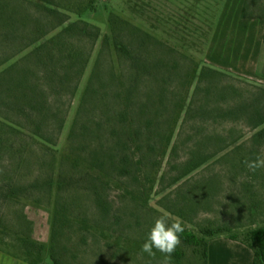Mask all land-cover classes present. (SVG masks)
<instances>
[{"label":"rangeland","instance_id":"obj_1","mask_svg":"<svg viewBox=\"0 0 264 264\" xmlns=\"http://www.w3.org/2000/svg\"><path fill=\"white\" fill-rule=\"evenodd\" d=\"M12 1L21 4L20 6L25 5V7H22L23 10L17 8L13 19L17 21L16 26H9L6 30L3 26L0 28V69L9 64L8 62L22 57L48 36L45 35L38 42L26 47L36 34L44 30L39 23L40 31L36 33L34 29V32L29 19H31V14L41 9L46 2L40 0ZM243 3L244 0H98L92 10L82 15L70 12V20L78 17L88 20L100 28V35L97 40L89 44V60L79 77L71 73L70 79L62 80L57 76L52 80L41 73L39 78L37 73L39 69H36L34 63L30 64L32 70L29 85H43L44 89L38 91L41 99L45 101V105H47V100L49 103L58 104V107L63 110L58 116H63L66 112L65 123L63 129L55 133L53 141L48 142L43 135H37L32 130L18 125L20 120H24L23 117L34 116L31 109L22 111L17 109L10 112V115L14 117V123L7 118L6 121L17 129L19 128L18 130L21 129L24 134L22 136L15 134V137H12L11 141L15 149L10 155L5 153L0 159V203L3 199V192L9 190L11 181L12 184L29 185L37 192V188L30 183L33 182L38 172L31 175L28 170L30 166L25 167L21 175L14 177V167L20 164L23 156H29L32 162H36L39 157L45 162L42 170L47 173L53 169L57 176L60 156L67 151L69 143L73 145L77 153L86 152L90 144L91 147L95 146L94 148L102 145L105 151H109L114 156L118 155L121 146L118 145V133L115 132L114 126L121 128L133 124L130 117H121L118 114L120 108L128 105L135 108L136 118L142 125L141 140H138L137 144L131 143L126 148L127 153L133 157L129 164L131 172L121 177L122 185L126 188L124 190L126 195H122V190L113 183L104 188V194L112 202L111 211L123 214L119 206L121 202H124L123 208L128 212L124 214V217L129 218L130 209L134 207L136 200L134 197L139 193L143 197L149 196L150 205L148 208H142L143 214L147 216L150 211L157 214L156 209L152 208L162 210L165 207H171L177 210V205L181 201L187 206L184 215L189 227L198 230L212 222L225 226L228 235H234L248 242L249 231L264 224V168H259L254 172L250 171L245 161L264 155V134L252 137L254 130L235 117L213 119L208 117L209 113L202 114V111L201 114H196L191 111L185 121H183L185 115L182 113L174 138L165 152L160 142L163 138L159 135L167 129L166 121L174 117L180 101H184L185 108L190 103L197 80L196 78L191 84L189 78L185 76L186 68L193 66L191 61L207 62L220 69L230 70L236 75L226 77L223 81L237 84L240 88H247L249 83L246 80L264 85V18L242 17ZM178 8H181L182 15H177ZM110 11L131 19L163 40L165 47L153 49L166 63L149 67L140 77L137 76L135 81L127 79L126 60L118 56L111 37V27L108 21ZM254 11L259 13L262 9L255 7ZM106 37H109L107 42L104 41ZM96 63L101 76L95 80L102 84L103 88L100 89L96 83L98 91L91 90L87 94L83 105L82 121L78 124L74 136L70 138L73 118ZM112 67L122 69V78H117L114 82L109 77ZM112 85L116 89L111 88ZM129 87L130 91L127 92ZM125 90L126 100H117L114 95L115 91L120 93ZM0 103H2L1 100ZM3 107L1 105L0 110ZM97 118H101L103 126L95 124L98 121ZM1 120H4L2 115H0V122ZM203 120L204 123L201 124ZM84 121H88L87 127L83 125ZM197 124H201L202 129L197 128ZM0 129L4 131L6 127H2L0 123ZM38 130L45 136H49L44 127ZM231 131L235 136L244 134L237 142L241 143L238 149L240 153L235 151L226 157H222L223 153H220L198 169L186 173V161L195 145L191 134L195 136L196 133L213 134L215 132L222 137ZM177 133L180 136L173 150L172 145ZM120 135L124 137L122 130ZM28 141L32 142V148L24 145ZM23 145L25 146L24 153L18 150ZM41 163L32 164L31 168L39 171ZM179 176L180 179L177 181L176 178ZM81 178L77 175L73 179L74 182L80 183L79 185L77 183V186L80 190L81 209L87 213L89 211L87 205L90 201L88 196H82L85 200L81 197L83 194L81 186L85 183V180ZM72 184L70 183V186ZM69 190L66 192L69 193ZM53 199V186L46 185L43 188L42 201L39 205L27 203L24 206L26 215L33 221V236L44 242L48 246L47 249L50 245ZM20 207L19 203L10 205L8 213L11 209L19 212ZM104 221L101 219L100 224ZM122 225L120 222L112 226L118 228ZM92 230L91 226H89V231L81 228L74 237L78 241L83 235L86 239L89 238L91 246L88 254L83 256L88 263L99 264L100 260L109 259L122 261L123 264H139L138 259L123 254L117 255V248H111L106 244L107 237H104L99 230L94 233ZM134 236L132 234V237ZM14 258L0 251V264H29L15 258L22 261L19 262ZM45 262L52 264L49 254Z\"/></svg>","mask_w":264,"mask_h":264},{"label":"trees","instance_id":"obj_2","mask_svg":"<svg viewBox=\"0 0 264 264\" xmlns=\"http://www.w3.org/2000/svg\"><path fill=\"white\" fill-rule=\"evenodd\" d=\"M40 1H45L46 3L41 6V9L35 10L31 14L29 22L32 23L31 26L34 32L35 30L36 33L40 31L39 23L44 30L42 33L36 34L27 43L26 47L38 42L45 35H48L47 38L33 46L22 57L13 62H8L9 64L0 69V100L2 102L0 106H4L0 110V115H2L4 120H1L0 123L2 127H6L4 131L0 129V159L3 158L5 153L10 155L15 149L11 141L12 137H15V134H20L21 136L24 134L21 129L18 130L19 128L17 129L6 121L7 118L14 123V117L10 115V112L17 109L19 111L31 109L34 112V116L23 117L24 120H20L18 125L32 130L37 135H43L48 142L53 141V136L63 129L65 123L66 112H64L63 116H58L63 111L58 107V104L49 103L47 100V105H45V101L41 99L38 91L44 89L43 85H29L31 80L30 72L32 70L30 64L34 63L36 69H39L37 72L39 78L41 73L49 76L52 80L57 76L61 77L62 80L70 79L71 73L79 77L84 72L89 60V44L97 40L100 35L98 26L81 17L70 20L69 15L70 12L82 15L92 10L98 0ZM20 5L12 0H0V28L3 26L6 30L9 26H16L17 21L13 19L17 13V8L23 10L22 7H25V5ZM255 7L261 8L262 12L256 13L254 11ZM176 11L178 16L182 15L181 8ZM241 16L245 18H264V0H244ZM108 21L117 54L121 59L126 60L127 63V79L135 81V78L137 76L140 77L144 73L143 71L149 67L166 63L153 49L165 47L163 40L115 11H110ZM108 39L109 37H106L104 41L107 42ZM191 62H193V66L186 68L185 76L189 78L191 84L197 78L193 94L187 108H185L184 101H180L181 103L177 111H175L174 117H170L166 121L167 129L163 133H159L163 138L160 142L164 152L174 138L182 113L185 115L183 120L185 121L191 111L196 114H201L202 111V114L209 113L208 117L213 119L235 117L241 119L244 125L246 124L254 130L252 137L264 134L263 84L246 80L249 83L247 88H240L237 84L223 81L226 77L236 75L230 70L220 69L207 62ZM98 69L99 67L96 63L73 118L69 133L70 138L74 136L78 124L82 121L83 105L86 102L87 94L91 90L98 91L95 80L98 76H101V71ZM109 77L113 82L117 78L121 79L122 69L112 67L111 76L109 75ZM97 85L100 86V89L103 88L102 84L97 83ZM72 88L75 89L73 86ZM111 88H114V86L112 85ZM129 91L130 87L127 92ZM114 95L117 100L122 99L125 101L127 98L126 90L120 93L115 91ZM118 114L121 117H130L133 124L122 126L121 128L114 126L116 129H113L118 133V145L121 146V151L116 156L110 154L109 151H105V147L102 145L94 148L95 146L91 147L90 144L87 146L88 150L86 152L84 151L83 154L77 153L74 151L73 145L69 143L67 151L60 156L57 176L53 169H50L47 173L42 170L45 162L39 157L36 162L30 161L29 156L21 158L20 164L14 167V177L15 175H21L23 169L30 166L28 170L31 175L38 172L33 182L30 183V185H34L37 188V192L31 189L29 185L12 184V181L9 190L3 192V199L0 203V251L29 264H46L45 258L48 254L52 264H90L83 258L84 254H88L91 246L89 238L86 239L83 235L81 240L78 241L74 237L75 233L79 232L81 228H86L89 231V226H91L93 233L99 230L104 237H107L106 244L109 247L117 248V255L123 254L127 255V257L138 259L140 261L139 264H157V261L163 258V254L157 252L156 259H152L147 253L141 254V248L154 223L155 217L161 211L171 213L170 215L173 219L180 218L185 225L184 232L180 234L181 244L177 246L173 253L171 264H209V241L212 238L226 235L233 239H239L234 235H228L225 226L212 222L198 230L189 227L184 215V210L187 206L184 205L186 203L181 201L178 203L180 206L177 205V210H173L171 207H165L162 210L160 208H152L156 209L157 214H153V211H150L147 216L145 213L143 214L142 208H148L150 205L149 196L143 197L139 193L134 197V200H136L134 201V207L130 209L129 218L124 217V214L128 213L123 208L124 202H121V206H119L123 214L111 211L112 202L104 194V188L113 183L114 186L122 190V195H126L124 191L126 188L122 185L121 177L131 172V165L129 164L133 158L127 153L126 148L131 143L137 144L138 140H141L140 135L142 133V125L136 118L135 108L127 105L124 108H120ZM136 119L137 121H135ZM97 120L96 125H104L101 118H97ZM87 122H83L85 127L88 126ZM203 123L204 120L201 124ZM201 124H197L198 126L196 127L202 129ZM41 127L45 128L49 136L39 132L38 129ZM120 129L123 131L124 137L120 135ZM193 135L191 134V138H194L195 145L186 161V173L198 169L220 153H223L222 157H226L235 151L240 153L238 149L241 143L237 142L244 136V134L235 136L233 131L222 137L215 132L213 134L196 133L195 136ZM179 136V133L175 136V141L172 145L173 150L176 148V140L178 141ZM24 145L32 148V142L28 141ZM24 145L18 149L22 153L25 151ZM232 145L234 146L230 150L224 152ZM240 157L242 158L243 155L241 154ZM39 162H42L40 170H33L31 168L32 164L36 165ZM77 175L82 177L81 180H85V183L81 186L83 193L81 197L88 196L89 198L90 203L87 205L89 211L87 213H84L81 209L80 190L79 186H77V183L78 185L80 183L74 182L73 179ZM179 179L180 176L176 178L177 181ZM16 180L22 182L20 179ZM70 183L73 184L70 186ZM46 185L53 186L54 189L49 249H47L48 246L44 242L33 236V221L28 218L24 211V206L27 203L34 205L41 203L43 188ZM67 190H69V193L66 192ZM82 198L85 200V197ZM15 203L21 204L20 211L11 209V212L8 213L10 205L12 206ZM90 211L91 214H89ZM101 219L105 220L102 224H100ZM120 222L123 224L122 226L118 228L112 226ZM132 234L135 236L132 237ZM249 238L248 242L241 241L248 243L253 248L254 262L256 264H264V224L251 229ZM99 264L123 263L122 261L102 259Z\"/></svg>","mask_w":264,"mask_h":264},{"label":"clouds","instance_id":"obj_3","mask_svg":"<svg viewBox=\"0 0 264 264\" xmlns=\"http://www.w3.org/2000/svg\"><path fill=\"white\" fill-rule=\"evenodd\" d=\"M245 164L253 172L264 168V155L246 160ZM184 230L185 225L180 218L173 219L169 213L161 211L155 217L147 238L142 244L141 254L147 253L150 258L156 259V253L160 252L163 258L159 259L157 264H171L173 253L181 244L180 234Z\"/></svg>","mask_w":264,"mask_h":264},{"label":"crops","instance_id":"obj_4","mask_svg":"<svg viewBox=\"0 0 264 264\" xmlns=\"http://www.w3.org/2000/svg\"><path fill=\"white\" fill-rule=\"evenodd\" d=\"M209 264H256L254 250L239 239L226 235L215 237L209 241Z\"/></svg>","mask_w":264,"mask_h":264}]
</instances>
